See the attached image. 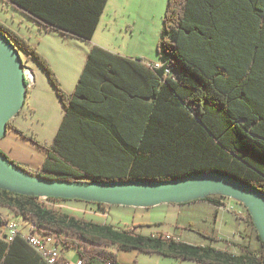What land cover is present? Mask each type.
<instances>
[{
	"label": "trees",
	"instance_id": "1",
	"mask_svg": "<svg viewBox=\"0 0 264 264\" xmlns=\"http://www.w3.org/2000/svg\"><path fill=\"white\" fill-rule=\"evenodd\" d=\"M8 1L47 31L89 42L108 0ZM0 31L46 72L64 107L53 143L41 145L42 165L17 163L24 170L66 181H163L214 171L264 191V0H167L161 67L94 45L71 94L26 39L1 22ZM8 128L27 138L12 120ZM226 199L201 201L219 208ZM58 201L0 189V207L33 224L31 233L76 250L81 264H120L114 246L197 264H264L258 233L256 248L236 245L234 253L86 220L55 207ZM7 221L0 213V264H47L21 236L2 239ZM247 222L255 228L249 213Z\"/></svg>",
	"mask_w": 264,
	"mask_h": 264
},
{
	"label": "rangeland",
	"instance_id": "2",
	"mask_svg": "<svg viewBox=\"0 0 264 264\" xmlns=\"http://www.w3.org/2000/svg\"><path fill=\"white\" fill-rule=\"evenodd\" d=\"M166 5L167 0H111L107 11L109 13L111 7L116 6V18H113V13L109 16L106 14L112 23L108 26V32H98L96 40L105 42L109 44L108 46H115L131 56H144L155 62L158 60L157 43ZM0 22L36 48L48 62L66 93L71 94L75 90L89 52L88 41L47 31L8 0H0ZM17 48L26 73L28 88L24 106L12 122L21 128L27 138L8 131L0 140V147H12L29 155L34 162H38L41 152L45 151L41 145L49 146L54 141L64 115V107L46 72L34 59ZM32 78L34 83L29 84ZM224 202L225 206L217 215L215 206L201 200L183 204L180 208H172V204L150 208L115 205L101 207L96 203L75 200H64L57 205H61L68 213L86 220L108 222L118 226L132 222L146 223L147 226L142 230L148 235L176 231L183 241L192 244H211L236 252H240L236 245L256 248L258 232L247 222V208L232 199ZM107 208L108 213H103ZM0 213H3L2 207ZM5 213L4 217L10 219L11 212L5 210ZM12 217L26 224L28 230H31V224L24 223L22 217L16 215ZM176 225L178 227L175 229ZM207 235L215 236L219 240L211 241L206 238ZM223 239L229 240V244L224 243ZM59 245L64 257V251L67 249L61 243ZM185 261L184 264L195 263Z\"/></svg>",
	"mask_w": 264,
	"mask_h": 264
},
{
	"label": "water",
	"instance_id": "3",
	"mask_svg": "<svg viewBox=\"0 0 264 264\" xmlns=\"http://www.w3.org/2000/svg\"><path fill=\"white\" fill-rule=\"evenodd\" d=\"M27 77L19 49L0 31V140L23 108ZM0 189L40 198L84 201L133 208L182 205L222 196L242 203L264 243V191L227 174L206 171L163 181H66L35 176L0 149Z\"/></svg>",
	"mask_w": 264,
	"mask_h": 264
},
{
	"label": "crops",
	"instance_id": "4",
	"mask_svg": "<svg viewBox=\"0 0 264 264\" xmlns=\"http://www.w3.org/2000/svg\"><path fill=\"white\" fill-rule=\"evenodd\" d=\"M110 2H111V0L107 1L106 8H105V10H104V12H103V14L101 16L99 25H98V27L96 29V32H95V34L93 36V39L91 41H89V49H88V51H90V49L94 45H97V46L103 47L105 49L107 48V50H110V51H112L114 53H117V54H120L122 56L130 57V58H133V59L141 58L143 63H145L147 65L154 64V63H160V62H158V60H156L155 62L154 61H150L147 58H145L144 56H131L129 54H126L125 52H122L120 49L116 48L115 46H108L109 44H105V42H100V40L99 41L96 40L98 32H101V33L102 32H108L107 31L108 26H109L110 23H112V21L109 20V17H106V14H108V16H109V15H111L113 13L114 14L113 18H116V13H117V7L116 6L111 7L112 10L110 9L109 13L107 11V8L110 6ZM73 81H72V84H73ZM13 125L21 130V128H19V126L17 124L13 123ZM8 131L17 133L15 130H12L10 128L8 129ZM0 149L11 160H13L14 162L20 164L23 167H27V168H30V169H38L42 165V163H43V161H44V159L46 157V150L45 149H44L45 151H43V153L41 152L40 161H38V162H34L33 160L30 159L29 155H26L24 153L16 151L12 147H9V148L0 147ZM60 202L61 201L54 202L53 205L55 207L63 209L61 205H59V206L57 205ZM171 206H172V208H180L182 205H174V204H172ZM215 208H216V215H217L219 210H221V209L217 208L216 206H215ZM2 210H3V213H1V214L3 216H4V214H6L5 210H7L8 212H11V218H13L12 215H14V212L11 209L2 207ZM108 210L109 209L107 208V210H105L103 213H108ZM176 210H178V209H176ZM95 214H97V213H95ZM13 219H15L18 222V220L15 217ZM23 221H24V223L27 222L28 224H31L30 222L25 221L24 219H23ZM95 222H97V221H95ZM18 223H19L20 232L23 235H27V234H29L31 232L30 230H28V227H27L26 224H22V222L21 223L18 222ZM98 223H102V222H98ZM104 223L105 224H109L108 222H104ZM111 225H113V224H111ZM113 226H115L117 228H129L131 230H135L137 232H140V233H142L144 235H148V234L144 233L143 230H142L144 228V226H147L146 223L139 222V223L135 224V223L132 222L131 224H127V225H124V226H118V225H113ZM177 227H178V225L175 226V229ZM161 233L165 234V235H171V236H175V237L180 238L179 235L176 234V231H173V232H161ZM217 248L227 249V248H222V247H217ZM111 250L117 254L120 264H184L183 262H186L185 260H178V259L175 260V258L165 257V256H162V255L156 254V253L148 254V253L140 252L139 250H136V249L126 251V250H120L116 246H114V247L111 248ZM227 250H229V249H227ZM229 251H231V250H229ZM232 252L239 253V252H236V251H232ZM147 255H150V257H146ZM64 258H65L66 261H68V262H70L72 264H76L79 261V256L77 255V252L74 249L65 250L64 251ZM194 264H196V263H194Z\"/></svg>",
	"mask_w": 264,
	"mask_h": 264
},
{
	"label": "built area",
	"instance_id": "5",
	"mask_svg": "<svg viewBox=\"0 0 264 264\" xmlns=\"http://www.w3.org/2000/svg\"><path fill=\"white\" fill-rule=\"evenodd\" d=\"M154 66L159 68L162 66V63H155ZM167 72H169V70H167ZM29 81V84L34 83L33 78ZM224 206L219 208L221 209ZM33 229L34 225L31 224L30 231ZM16 236H21L29 246L46 261L47 264H72L66 261L63 257L61 246L54 236L40 231L35 234L30 232L27 235H23L20 232L19 223L15 219L10 218L1 228V237L6 242H11ZM167 237L169 238V235H167ZM76 264H81V262L78 261Z\"/></svg>",
	"mask_w": 264,
	"mask_h": 264
}]
</instances>
